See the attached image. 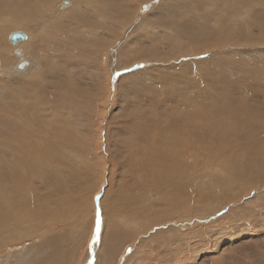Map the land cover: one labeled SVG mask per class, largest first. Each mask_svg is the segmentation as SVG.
<instances>
[{"label": "bare ground", "instance_id": "obj_1", "mask_svg": "<svg viewBox=\"0 0 264 264\" xmlns=\"http://www.w3.org/2000/svg\"><path fill=\"white\" fill-rule=\"evenodd\" d=\"M12 2L16 4V8L6 12L7 3ZM73 2L76 5L74 10V15L76 16H72V10L66 9L72 5V0H0V72L2 75L8 76L6 84L0 87V99L4 100V102L0 100V250L4 249L8 244L18 241L21 235L33 233L37 228H42V230L46 231H44L45 235L42 233V238L37 240V242L33 240L34 242L24 243L23 245H9V247H18H11L10 249L8 247V249L0 253V264H71L73 257H76L75 252L77 251L72 250V244H77L78 241L76 239L82 237L81 234H78L79 231L77 232V238L72 239L68 235L67 230L58 231V233L54 230H48L49 227L47 226V223L52 222L53 218L68 217L67 206L74 199L68 197V202L67 200L62 202L58 211H51L49 208L54 199L52 198L53 193L50 198L47 192L49 190L47 189L48 184L44 185L43 183L45 193H41V199H32L30 184L35 182V177L39 176L38 173L45 167H47V170L43 173L42 177L44 179L53 178L52 171L66 164L71 159L73 152L69 147H72L79 140L74 133L72 134L71 128L68 129L63 119L67 115L65 113L68 112L65 111L63 113L64 115L61 120L59 117L62 114L60 110H67L68 108L62 103L63 99L66 98L69 104L75 102L74 96L77 92V86L73 84L74 82L71 83L70 77L67 78L66 75H62L61 71H55V68L62 70L66 65L73 64L76 58L87 59L89 55L90 62L98 70L97 80H101L104 77V75L101 77L102 64L106 61L104 60L106 57L103 58V56L107 55V58H111L114 54H117L120 47V59H118L119 63L117 64L119 69H126L135 62L145 64V67H141V64L140 68H137L135 72L130 71L118 76L121 78H119L120 80L124 82L131 80V78L134 80L133 76L138 72L137 81H144L147 85L152 78L153 68H155L158 74L157 78L161 79L162 85L163 82L170 81V77L172 78L170 69L165 70L168 67H181L184 69L181 70L185 73H188L189 70L195 73L198 72L197 75H202L204 78L203 80L201 79L202 82L205 81L204 83L213 90L211 93L203 89L206 87L201 88L198 93V90H196L198 89V85L193 86L189 83V86L196 87L191 95L188 93L189 96H183L188 91L184 88L183 90L179 89V86L178 90L175 91L177 92L176 94L167 92L165 95L164 93L165 96L161 100L169 102L170 99L173 100L177 95L180 97L178 100L190 97L197 104L196 107L199 111L203 110V108L205 109L206 118H210L216 122H220L219 120H224L225 122V125H222V122L220 123L221 132L217 131L212 124L208 123V125L206 122L205 127H203L205 129L204 131L202 130L203 133L194 132L188 135L190 130L188 133H179L178 138H181L180 142L170 143L168 146V151L174 159H167V155L164 157L165 154L161 153L159 158H164L165 163L168 164V169L173 171L174 181L170 184V189H168V193H171V196L163 197L161 195L160 199L166 201L165 208L162 210H157L150 205L144 208L142 214L137 212L139 217L144 216V227L146 228L152 222V225L158 226V223L163 218H165L166 222L173 220L170 225L172 228L166 231L169 232V236L165 238L166 241L169 240L168 243L171 246L173 242L176 243L178 241L172 238L175 231L192 229L196 221L205 222L212 220L216 216L213 214L214 216L210 215V217L204 216L198 220H195V218L189 220L192 219L193 215H199L206 210L215 209L235 199H240V204L244 205V210H247V215L250 213V217L244 220H239L238 218L237 222L231 221L235 218L230 217V225H234L233 223L237 227H244L249 225V223L253 224L254 227L263 225L264 215L261 217L260 212H258L260 209L255 211L252 208L247 209L248 206L246 204L247 201L260 200L264 195L263 193H251V190H249V198L247 199L246 196L244 198V194L246 195L249 191L247 192L242 189L238 193L235 191V194L230 195L232 192L229 193V190L226 189L227 185L224 188L226 190L224 194L218 193L216 190L211 189L209 185L223 184V182L217 181V177L209 175L210 179L207 181L208 184L210 183L209 185L204 184V182L199 184L198 181L203 180V178L199 176L202 179L196 181L198 177H191L195 173L192 171V163L189 162V159L194 158L195 160L198 156H207V160L212 162L213 165V162H216V157L219 156L223 157L225 162L223 164L227 168H230L237 164L234 161L236 155L247 154L249 163L261 164L260 167L262 166V170H264V161L262 159L263 162L259 160L264 156V47L260 48V44L264 43V0H73ZM56 3L59 4V9L62 11L58 15H56L57 11L55 10ZM80 3L84 5L81 8V15L88 12L87 18L78 14L77 8ZM155 4L157 7H155ZM76 18L86 27L88 24L87 20L88 18L90 19L92 26L91 36L97 25L96 21L99 19L101 21L99 27L104 30L103 37H100V33L95 32L94 34L97 38L92 37L78 42L70 36H65L66 31L71 33V35L73 34L68 25L72 23L71 20H75ZM64 26L66 31L64 30ZM128 27V32L125 34ZM21 29H26L28 34H25ZM120 29L121 31L123 29V38L117 39L114 42L112 38L116 35L113 32L117 31L121 35ZM131 29H134V32H131ZM14 32L23 33L26 39L17 40L13 43L10 40V35ZM135 34L138 35L137 43L132 38ZM259 34H262L263 38L257 41L259 40L257 39V35ZM128 39L129 43L124 46V43ZM87 47H90V51H84V48L87 49ZM102 47L104 49H100ZM16 50L19 51L18 55L16 54ZM199 54L203 56L199 60L190 62L180 60H184L187 57L190 60V56ZM21 60L27 61V66L21 71L14 70L16 63ZM153 62L155 64L173 62V64H162L158 67L147 65V63ZM108 66L110 68L109 74H107L109 80L118 69L116 65H111L109 62ZM192 66H195L197 72ZM91 67L93 69L92 65ZM159 68L163 71L165 70L166 81L162 80ZM94 70L92 72L95 73L96 70ZM177 71H174V73H177ZM26 73L27 75L24 76ZM181 74L185 75L184 73ZM22 76L26 77V79L22 78ZM192 76L187 77L185 75L189 80L194 77ZM41 77H44L45 81ZM176 77L174 76V80ZM49 80L58 84V89H56L58 92L47 89L48 83H50ZM198 80L197 77L195 82H199ZM15 82L17 83L16 86L10 87ZM61 85L64 90H60ZM176 86L174 87L176 88ZM187 88L189 87L187 86ZM81 93L85 95L86 89L82 88ZM36 95H40L41 97L39 98ZM53 100L55 103H52ZM181 101L183 102V100ZM185 104H182V107ZM87 106L86 102L85 107L87 108ZM51 107H53V110ZM77 110L79 109L74 107L71 111L69 110V113L73 114ZM177 112L176 114H171V116L175 115L177 122L187 121L190 125L192 122L194 124L198 123L194 119H200L201 117L198 113L196 115L188 113L189 115L184 114L181 117L180 113L178 112V114ZM199 113L201 114V112ZM191 117L194 119H191ZM59 121L60 123L62 122V125L58 124ZM200 125L202 124L200 123ZM200 125L196 124V127L203 126ZM217 126L219 127V125ZM184 129L182 130L184 131ZM67 131H70L68 132L70 135L67 134ZM168 135L171 134L169 133ZM68 136L70 139L66 140L65 138ZM150 154H153V152ZM233 157H235L234 160ZM149 159L152 163L156 161L154 157H149ZM147 162L151 165L148 160ZM157 162H162V160L157 158ZM246 164L248 163L246 162ZM255 166H250L252 174L260 173V167ZM240 167L238 173L242 170ZM240 173L242 174V172ZM160 174L158 176H161ZM147 179L148 177L144 181L147 191L154 190L157 187L154 184L157 185L158 181L156 182L154 177L153 179L150 178L151 180ZM262 183H264V178L261 177L255 185L260 187ZM62 188L60 185L58 191ZM53 190L57 191L56 189ZM242 195L243 198L241 197ZM144 196L146 197V194ZM234 202L236 201L232 202L233 205H235ZM239 202L237 203L239 204ZM136 209L139 208L132 206L130 212H134ZM101 214L103 227H101V243L98 248L102 257L100 258L102 259L100 264H112L111 262L114 261L117 252L122 251L126 242L132 236L130 232L132 227L125 228L123 223L115 219L108 220L112 216L107 218L105 211ZM225 215L230 216L229 214ZM174 219L177 220L174 221ZM130 222L135 223L136 221L130 220ZM77 224L75 222L74 225ZM229 224L223 227V229L229 227ZM164 226L168 227L167 224ZM215 228L217 227L215 226ZM96 229L94 231H98ZM42 230L41 232H43ZM221 234L223 232H218L216 238ZM210 237L208 236V240ZM26 244L27 246H25ZM92 245H89L90 249L89 247L88 249L86 248L87 255L83 260L84 264H90L91 262L92 255L88 251L96 249ZM164 248L163 256L157 255L161 259L166 258L168 261L174 253L171 250L172 248L167 246H164ZM146 252L149 251L146 249ZM150 253L153 255L152 252ZM169 255L171 256L169 257ZM80 263L82 264L83 262Z\"/></svg>", "mask_w": 264, "mask_h": 264}, {"label": "rangeland", "instance_id": "obj_2", "mask_svg": "<svg viewBox=\"0 0 264 264\" xmlns=\"http://www.w3.org/2000/svg\"><path fill=\"white\" fill-rule=\"evenodd\" d=\"M164 1H168V0H164ZM82 7H84L82 3L78 4L77 10H78L79 15H81ZM155 7H157L156 4H155ZM15 8H16V4H14L13 2L7 3L5 11L8 12L9 10H14ZM59 8H60L59 4L56 3L55 5V10L57 11L56 15H58L59 12L60 13L62 12L60 11ZM75 8H76V5H74V2L72 0V5L70 7H67L66 9L72 10L73 11L72 16H76L74 15ZM81 16H85V18H87L88 12L83 13ZM71 22L72 23L69 24L68 26L72 30L73 34L71 35V33L66 31L65 29L66 25L64 26V30L66 31L65 36H70L73 40L82 42L92 37L97 38L94 34L95 32L100 33V37H103L104 30L103 28L99 27L101 25V21L99 19L96 21L97 25L95 29L93 30L92 36L90 35V32L92 31V26H91V21L89 18L87 20L88 22L87 27L83 23H80L77 18L75 20H71ZM128 29L129 27L126 29L125 34L128 32ZM21 30L24 31L25 34H28L26 29H21ZM121 32H122L121 35L117 31L113 32V34L116 35L114 37L115 39L112 38L114 42H116L117 39L120 40L123 38V35H124L123 29ZM131 32H134V29H131ZM137 37L138 35L136 34L133 35L132 37L135 43H137ZM262 38H263L262 34L257 35V39H259L257 41H260ZM128 43H129V39L124 43V46H126ZM262 47H264V43L260 44V48ZM120 48L118 49L117 54H114V56H112L111 58H107V55L103 56V58L106 57L104 59L106 61L104 62V64H102V71H101L102 76L101 77H103V75L104 77L101 80L100 79L97 80L98 70L96 67H94L95 65H93L92 62H90L89 55L87 59L86 58L85 59L76 58L73 64L66 65L62 70L55 68V71H61L62 75L64 76L66 75L67 78L70 77L71 83L74 82L73 84L77 86L76 88L77 92H76V95L74 96L75 102H72L69 104L66 98H65L66 100L63 99L64 101L62 100V103H64L66 108L68 107L67 108L68 111L66 109L65 110L61 109L60 113L62 114L59 117L61 120V118L64 115L63 113H65V111L68 112V113H65L67 115H65L63 119L65 120V124H67L68 129L71 128L70 131L72 132V134L74 133V135L79 140L77 141V143H74L72 147L68 146L69 149L73 152V155L71 159L67 161L66 164H63L52 171L53 178L44 179L42 177L43 173L47 170V167H45L38 173L40 177L36 176L35 182H32L30 184V191L32 194V199H41L40 197L41 193H45L44 191L45 186H43V183L44 185L48 184L47 189L49 190H47V192L49 193L50 198H51V194L53 193L52 198L54 199L49 208L51 211L52 210L58 211V208L61 205V203L65 202L68 199V197H71L74 199V200L71 199L72 201H70L72 205L71 203H68L69 204L67 206L68 217L53 218L52 222H50L49 224L47 223V226L49 227L48 230H51V231L54 230L55 232H58V231L61 232L63 230H67L68 235H70L72 239H76L78 234L79 235L81 234L82 237L80 239L79 238L76 239V241H78L77 244L75 243L72 244L73 245L72 250H75L77 252H75L76 257L75 256L73 257L71 264H81L80 262H83L82 264H84L83 260L85 256L87 255L86 250L88 249V247L90 249L89 245H92V244H93L92 245L93 248L94 249L96 248V249L94 250L95 252L88 251L92 255V258L90 260L92 263L90 262V264H95V263L100 264V261H102V259H100L102 257L100 255V252L98 251V248L100 247V243H101V240H100L101 231H102L101 227H103V220L101 218L102 216L101 213H103L104 211L106 212L107 218H110V216H112L108 220L115 219L116 221L123 223V226H125V228L132 227V230L130 231L132 233V236L129 239L131 241L128 240V242H126L125 247L122 249V251L117 252L114 258V261L111 262L112 264H120V263L122 264H138V263L139 264H255V263L262 264L263 263L264 264V261H263L264 260V223L263 225L255 226V227L251 223H249V225H246L244 227H241V226L237 227L235 223H233L234 225L229 224L231 221L237 222L238 218L239 220L241 219L244 220L250 217L249 215L250 213L247 215L248 213L247 210H244L245 209L243 207L244 205L240 204L239 202L240 199L232 200L230 202L220 205L219 207L215 209L206 210L205 212H201V214L199 215L198 214L193 215L192 219H189V220H193L194 218L195 220H198L204 216L210 217V215L211 216L216 215L214 216V218L215 217L216 218L215 219L213 218L212 220L205 221V222L196 221L194 228L192 229H180V231H175L176 234L173 233L172 238H175L178 241H176V243L173 242L171 246L168 243L169 240L166 241L165 238L169 236V232H166V231L169 228H172V226L170 225H171V222H173V220H168L166 222V220H164L165 218H163L162 221L158 223V226L152 225L153 223L152 222L146 228L144 227V224H145L144 216L139 217L137 215V212L142 214L144 212V208L150 205H152L153 208L157 210H162L165 208L166 201L163 199H160L161 195L163 197L171 196V193H168V189H170V184H172L174 181L173 171H170L168 169V164L165 163L164 158L163 159L159 158L161 153L165 154L164 157L167 155L166 157L167 159L169 158L174 159L173 156L170 155L168 151V146L170 145V143L180 142L181 138H178L179 133H182V132L188 133L189 130L190 132L188 133V135L194 132L203 133L202 130L204 131L205 128L203 127H205L206 122L207 124L208 123L210 125L212 124L217 131L221 132L220 123L222 122L221 124L225 125V122L224 120H219L220 122H216L210 118H206L207 116H205V112H206L205 109L203 108V110L199 111L196 107L197 104H195L190 97L186 99H181L183 100V102L181 100H178L180 98L178 95L175 96L173 100L170 99L171 102L170 101L166 102V101L161 100L162 97L164 98L167 92L176 94L177 92L175 91L178 90L179 86H180L179 89L183 90L184 88L185 90L188 91L186 93V91L184 90L186 94H184L183 96H189V94L191 95L195 90L194 88H196L193 86L196 84L198 85V86L196 85L198 88L196 89L198 90V93L200 92V89L203 87H206L203 89L211 93V91L213 90H211V88H209L206 85V83H204L205 81L202 82L204 78L202 75H199V74L197 75L198 72L195 69V66H192V67L195 69L197 73H195L194 71L192 72V70H189L190 72L187 70L188 73H185L182 71L184 69L181 67H172L174 70L171 67L166 68L165 70L170 69L169 71L172 72V78L170 77L169 79L171 80L170 81L168 80L165 83L163 82L162 85H161V82H162L161 79L159 77L157 78L158 74L156 73L155 68H153L154 72H153L152 78L150 79L147 85L144 81H140V82L137 81L136 77H138L139 75L138 72H136V74L133 76L135 78L134 80L131 78V80L124 82L123 80H120L121 78L118 76H121L122 74H125L130 71L135 72L137 71L136 70L137 68H140L141 64H142L141 67H145V64L142 62H135L136 64L133 63L134 65L132 64L130 67L126 69H122V70L119 69L118 68L119 66L117 64L119 63L118 59H120V55H119ZM100 49H104V47ZM84 51H90V47H87V49L84 48ZM202 57L203 56L199 54V55L190 56V60L188 59L189 57L184 58V60L183 59H180V60L183 62L185 61L190 62V61L199 60ZM108 62L111 65H114V66L116 65L118 69L115 71V75L111 76L109 80L107 76V74H109V71H110ZM153 63H147V65L150 67H158V66H161L162 64H166V65H169L171 63L173 64V62H165L161 64L160 63L153 64ZM152 64L153 66H151ZM91 65L93 66V69ZM94 68H96L95 73L92 72ZM159 70L161 73L160 75L162 76V80L166 81L165 73H164L165 70L163 71L161 68H159ZM174 71L175 72L177 71V73H174ZM181 73H184L187 77H191V75H193L194 77L193 76L192 77L194 79L190 78L191 80L190 81L189 79H187V77H185V75L183 76ZM195 74L198 77L199 79L198 81L200 83L197 81L195 82V80H197V77L195 76ZM17 75L19 74L17 73ZM26 75L27 73L24 76ZM174 76H177L176 77L177 79L175 78L176 81L174 80ZM7 77L8 76L2 75V73L0 74V87L3 86V84H6L8 80ZM181 77L184 79H182ZM14 78H21V77H14ZM22 78L26 79V77H23V76ZM41 79L45 81L44 77H41ZM118 80L120 81L118 82ZM49 81L50 83H48V86H47L48 90L55 91L56 89H58V84H55L56 82L54 83V81L53 82L51 80ZM189 83L192 84L193 86L192 85L189 86ZM16 84H17L16 82L12 83L10 87L16 86ZM76 84H79V85H76ZM174 86H176V88ZM187 86L189 88H187ZM62 87L63 86L61 85L60 90H64ZM82 88L86 89L85 95L81 93ZM56 91L58 92V90ZM36 96H39V98L41 97L40 95H36ZM0 100L1 102H4V100L2 99ZM179 101H181L182 103ZM86 102H87V105L89 106V107L87 106V108L85 107ZM52 103H55V101L53 100ZM182 104H185L187 107L185 105H183L182 107ZM178 105H180L181 107L179 106L178 108ZM74 107H77L79 110H77L73 114L69 113V110L71 111ZM51 108L53 110V107ZM175 110L180 113L179 114L177 112L181 117L184 114L185 115H189V114L196 115V113H198L199 115H201L200 119L199 118L194 119L193 117H191V119H194V121L198 122L196 123L197 125H200L201 123L203 126L200 125L202 127H196V124H194V122H192L191 125L187 121L177 122L176 116L175 115L171 116V114H176ZM198 111L201 112V114ZM207 119L209 120V122ZM58 124L62 125V122L60 123L59 121ZM217 125H219V127ZM196 128L197 129L199 128V129L197 130ZM182 129H184V131ZM70 131H67L68 135H70V133H68ZM169 133L171 135H168ZM68 138L69 136L66 137L65 139L67 140ZM243 144L245 145V143ZM152 152L153 154L149 155V153H152ZM149 157H154V159L156 158L155 159L156 161H153L152 163ZM235 157H233V160L235 159L234 161H236L237 164L236 166H233L234 168L233 167L227 168L225 164H223L224 162L223 157L221 158L219 156L216 157V160H215L216 162H213V165H212V162H209L207 160V156H198L197 159L195 160L194 158H191L189 159V162L192 163V171H194L195 173L194 176L191 175V177L192 178L198 177L196 181L203 178L204 181L199 180L198 181L199 184H201V182L202 183L204 182V184H207V185L210 184V183L208 184L207 182L210 179L208 177L209 175H211L212 177L214 176L217 177L216 180L223 182V184H216V185L210 184L209 186L211 187V189H214L218 193H222V194H224V192L226 191L224 189L226 185H227L226 189L229 190V193L232 192L230 195L235 194V191L236 193H238L242 189H244L247 192L251 190V193L253 192V193H263L264 194V183L260 185L261 188L255 185L258 183V180H260L261 177L264 178V172H263L264 170H262V166L260 167L261 164L256 165L255 163L253 164L249 163L247 160V154H240L239 156L236 155ZM157 158L159 160H162V162H157ZM146 159L151 163V165H149ZM261 159L264 161V156H262L259 160ZM246 162L248 164H246ZM247 166L248 167L259 166L260 173L252 174L253 172L251 171V167L248 168ZM239 167L242 170H240L238 173ZM205 168L206 169L209 168V169H207L206 171ZM152 171L154 175L152 174ZM240 172H242V174ZM243 172L244 173L246 172L245 173L246 177L244 176ZM159 174L161 176H158ZM199 176H202V178ZM147 177H148L147 180H151L154 177L155 181L156 182L158 181L157 185L156 184L154 185L157 186L158 188L152 185L153 187H155V189L147 191L146 187L144 186V181ZM244 183H248V184H244ZM60 185L63 188L58 191V188ZM53 189H56L58 192L54 191ZM144 189L146 190L144 191ZM144 192L146 194V197L144 196L145 195ZM158 192H160L159 193L160 196ZM249 193L250 191L246 195L244 194V198L246 196L248 199ZM255 196H257V194H255ZM241 197L243 198V195ZM262 198L264 199V195L263 197L260 198V200L255 199V200L246 202L248 206L247 209L252 208L254 211L260 209L258 212H260L259 214H261V217L262 215H264V200ZM233 201H236L234 202L236 206L233 205L232 203ZM255 201L257 202V204ZM237 202H239V204ZM130 206L131 207L137 206L139 209H136V211L134 212H130V209H131ZM204 213H206L207 215ZM220 213L221 214L223 213L222 214L223 216ZM224 213L229 214L230 216H226ZM97 217H99V228H98V231H94L97 227V221H96ZM230 217L235 218V219L234 220L232 219L231 221H229ZM159 218L161 219V217ZM130 220L136 221L135 223L137 224L133 222L131 223ZM175 220L177 219H174V221ZM218 221L220 222L219 224H218ZM75 222L78 223L77 224L78 226L74 225ZM165 223L168 226L167 228L166 226L163 227V225H166ZM228 224L230 226L223 229V227L228 226ZM64 226L66 229L63 228ZM66 226L68 227V229ZM215 226L217 228H215ZM35 230L36 231H34L31 234L21 235L18 241L8 244L4 249L0 250V253L4 252L5 249H8L9 245H15V244L23 245L24 243H31L34 241L37 242V240L42 238L43 234L45 235L44 233L45 230H42V228L41 229L37 228ZM41 230L43 232H41ZM218 232H223V234L219 235L218 238H216ZM208 236L209 237L211 236L210 237L211 239L209 238L208 240ZM151 237H153L154 239ZM140 238H141V241H140ZM25 246H27V244ZM164 246L172 248L171 250L174 253L173 256L169 255V257L170 256L171 257L170 258L168 257L169 258L168 261L166 258L161 259L159 257V256H163L164 254V250H165ZM11 247H18V246H11ZM11 247H9V249ZM146 249L149 252H146ZM123 251L125 255H123L124 254L122 253ZM150 252H152L153 255ZM117 258L119 262L117 261Z\"/></svg>", "mask_w": 264, "mask_h": 264}, {"label": "water", "instance_id": "obj_3", "mask_svg": "<svg viewBox=\"0 0 264 264\" xmlns=\"http://www.w3.org/2000/svg\"><path fill=\"white\" fill-rule=\"evenodd\" d=\"M25 38V35L21 32H14L10 35V40L14 43L17 40H23ZM19 51L16 50V54L18 55ZM28 62L21 60L14 66V70L21 71L27 66Z\"/></svg>", "mask_w": 264, "mask_h": 264}, {"label": "snow or ice", "instance_id": "obj_4", "mask_svg": "<svg viewBox=\"0 0 264 264\" xmlns=\"http://www.w3.org/2000/svg\"><path fill=\"white\" fill-rule=\"evenodd\" d=\"M98 228H99V217H97V230H98Z\"/></svg>", "mask_w": 264, "mask_h": 264}]
</instances>
